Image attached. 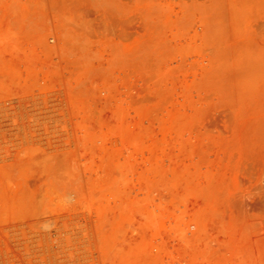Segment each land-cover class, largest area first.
<instances>
[{
  "label": "rangeland",
  "instance_id": "1",
  "mask_svg": "<svg viewBox=\"0 0 264 264\" xmlns=\"http://www.w3.org/2000/svg\"><path fill=\"white\" fill-rule=\"evenodd\" d=\"M0 264H264V0H0Z\"/></svg>",
  "mask_w": 264,
  "mask_h": 264
}]
</instances>
